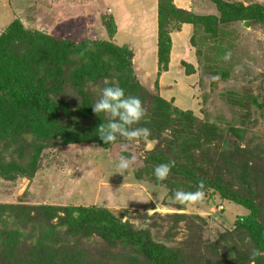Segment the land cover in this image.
<instances>
[{"label": "rangeland", "instance_id": "374dc122", "mask_svg": "<svg viewBox=\"0 0 264 264\" xmlns=\"http://www.w3.org/2000/svg\"><path fill=\"white\" fill-rule=\"evenodd\" d=\"M108 1L0 0V34L15 22L23 30V39L29 36L24 44L34 46L40 35L58 44L52 46L53 54H43L30 67L28 78L45 87L59 105L52 125L45 123L38 132L25 120L29 112L5 119L0 128V165L12 174L9 180L0 177V264H154L131 246L61 224L62 209L76 206L102 207L133 230L147 231L152 242L177 253L179 264H242L234 261L235 251L241 256L250 248L247 239L241 244L234 229L236 219L247 210L221 199L212 189L204 190L202 204L179 205L173 193L185 187L169 189L155 183L144 165L152 150L161 151L167 163L183 161L176 146L168 144L183 127L172 108L177 107L192 113L187 130L202 133L200 147L186 154L194 170L212 175L218 167L223 180L237 186L232 165L247 163L260 179L264 177L263 24L249 19L221 23L211 1L189 0L186 6L194 13L216 16L211 21L215 27L199 25L194 33L192 27H185L180 34H173L170 63L158 71L156 57L148 49L151 41L140 40L142 28L136 25L118 30L117 11H112ZM224 1L264 7V0ZM126 13L130 14L129 10H124L120 23L134 24L135 13L132 17ZM245 21L248 26L242 24ZM126 35H131V41L125 42ZM84 41L130 46L135 88L127 91L122 75L106 65L109 57L105 49L94 57L73 53L71 47H75L70 43ZM62 43H68L73 52ZM64 52L68 57L58 70L52 55ZM226 53H230L228 59H224ZM96 56L105 63L101 66L108 69L107 74L103 72L94 82L84 76L82 84L73 87L64 71L81 62L96 67ZM113 85L123 88L126 96L140 99L145 115L134 127L147 128L154 119L161 137L127 141L118 136L106 146L96 141L64 140L108 122L109 117L93 113L91 105L104 87ZM158 97L172 106L160 105ZM122 155L135 157L126 171L116 167ZM261 181L264 190V178ZM216 203L224 205L221 212L215 210ZM43 206L55 210L43 214Z\"/></svg>", "mask_w": 264, "mask_h": 264}, {"label": "trees", "instance_id": "16d2710c", "mask_svg": "<svg viewBox=\"0 0 264 264\" xmlns=\"http://www.w3.org/2000/svg\"><path fill=\"white\" fill-rule=\"evenodd\" d=\"M209 1L215 5L218 11L217 21L221 23L249 19L250 21L255 20L262 23L264 26V7L259 4L253 3L248 6H243L224 0ZM215 19V15H200L194 13L188 6H177L174 0H157L156 65L158 71L165 70L169 63L171 33L179 31L181 25L184 23L191 24L193 33L199 25L203 28L211 29L213 27L209 28L208 26L215 27V24L212 25L211 23ZM21 31H23L21 27L15 22H12L0 34V128L3 126L2 123L8 118H11V116H26L25 113L29 112L28 118H25V120L27 123L29 122L30 127L35 132H38L40 129L37 128H42L45 123L52 125L55 121V109L59 105L49 97V92L45 87L41 84L33 83L30 81L32 79L29 80L28 77L32 75L30 67H33L36 61L43 58V54H53L52 46L57 47L58 44L54 43L55 40L53 38L44 35H40V38L38 40L36 39L37 43L35 42L34 46L32 44H24L29 36L23 39ZM107 31L110 33L109 28H107ZM28 33L29 35H34L30 32ZM190 41H193L192 37ZM67 44L62 43L65 48L70 50ZM35 45H38V48ZM70 45L75 47L74 49L71 47L74 52L72 50L70 51L73 53L77 52V55H81L80 53L85 55L84 53H87L86 55L95 56L99 54L100 49H105V55L109 57L108 61H105L106 65L114 66L122 75L123 86L127 91L135 88L134 76L131 69L132 50L126 43L119 45L110 41H96L91 44L88 41H84L76 45L70 43ZM17 46H19L18 49L14 51ZM22 48L25 49L24 52L20 51ZM96 48L98 50L95 51L94 49ZM66 54L64 52L63 54L52 55V59L55 58L54 62L56 67L58 65V70L60 69V64L67 59L68 56ZM34 58L36 59L33 60ZM99 61V56H96L94 58L96 67L80 61L81 63L79 65H72L69 72L64 71V76L70 79L74 85L73 87L76 89L82 84L84 76L94 82L95 79L102 76L103 72L106 75L108 70L106 67L105 69L102 68L101 65L105 63L101 61L100 63ZM97 64H100L99 67ZM157 101L164 107L172 106L169 101L161 97H158ZM172 108L183 127L177 131L174 139L168 144L169 146H176V149H178L177 153L180 154V157H183V161H172L174 162V166L171 168L167 179L157 181L153 175V169L159 164L167 163V158L162 155L161 151L155 150L153 152L152 150L148 152L149 155L145 158L144 170L151 173L155 183L169 189L175 186H182L185 187L184 191H195L197 185L203 182V190L212 189L218 193L221 199L245 208L247 213L236 219L234 232L242 240V245L246 244L244 240L247 239L248 244L246 245L250 249L245 253L243 252L241 256L235 251L236 257L234 261H242V264H246L249 261H253L255 264H264V190L262 189L263 182L261 181L264 177L260 179V176L254 173V170H251V167L247 163H236L232 165L231 171L235 175L237 186L230 180H223L222 171L216 170L218 167H214L215 172L212 175L194 170L191 163L192 160H190V157L187 158L186 154L189 156L191 150L200 147L202 133L200 135L198 131L190 133L187 130V124L193 118L191 117L192 113L190 110H180L177 107ZM30 113L34 114L35 117L32 118ZM152 120L153 122H150L152 125L147 127L150 130V136L148 137L150 141L157 140L161 137L160 133L157 132V122L154 119ZM97 128L79 133L77 137L64 140H88L103 144L98 136ZM181 132H184L186 136L179 135ZM104 145L106 146L107 144ZM227 169L229 167H226L225 170ZM9 171L11 170L4 169L0 165L1 178L11 179L12 174L8 175ZM220 204L223 205L222 203H216L214 206ZM54 210L55 208L53 207L43 206L41 211L45 214V212H53ZM62 210L63 213L59 217V222L70 230L79 231L83 234L97 232L108 241L122 243L124 246H131L132 251L146 257L154 264H179L180 258L176 252L163 244L152 242L148 237L147 231L133 230L127 222L116 218L102 207L85 208L76 206L67 207ZM257 251L261 255L254 256L253 253Z\"/></svg>", "mask_w": 264, "mask_h": 264}, {"label": "clouds", "instance_id": "9594fccd", "mask_svg": "<svg viewBox=\"0 0 264 264\" xmlns=\"http://www.w3.org/2000/svg\"><path fill=\"white\" fill-rule=\"evenodd\" d=\"M230 53H226L224 59H228ZM95 114L104 113L109 117L106 124L101 123L97 130L98 136L103 144L113 143L117 137H122L127 141L139 139L147 140L150 136L148 128L134 127L145 115V110L138 97L126 96L123 88L113 85L106 86L101 90L99 99L91 105ZM135 157L120 156L116 167L120 170H128L130 161ZM174 162L162 163L153 169V175L157 181L167 179ZM204 184L200 182L195 191L177 190L173 193L174 202L182 206L202 204L205 197ZM254 256L261 255L254 252Z\"/></svg>", "mask_w": 264, "mask_h": 264}, {"label": "crops", "instance_id": "0c3cea01", "mask_svg": "<svg viewBox=\"0 0 264 264\" xmlns=\"http://www.w3.org/2000/svg\"><path fill=\"white\" fill-rule=\"evenodd\" d=\"M103 1H108V0H103ZM109 2V1H108ZM111 2V3H110ZM110 8L112 9V11L115 13V11H117V13L114 14L116 24L118 26V30L121 29V27L124 26H140L142 28V33L140 35V40H150L151 41V45L149 44L148 49H150L149 51L151 52V55L154 53L155 57H156V42H157V0H110ZM190 1L189 0H174V3L177 6H183L185 7ZM124 10H129L130 14L126 13V17H132L134 16L135 13V22L132 25H128L129 21H127V23L123 24L120 23L121 20V15L124 17ZM129 15V16H128ZM128 20V18H127ZM133 19H131L132 21ZM133 23V21H132ZM185 27H192L191 24H187L184 23L181 25V29L177 32H173L170 34L171 36V51H170V58H169V63H170V59H171V54H172V47H173V34H180L182 32V30ZM120 28V29H119ZM134 29V28H133ZM136 30V29H134ZM151 31V32H150ZM120 32V31H118ZM133 35V34H132ZM129 37H124L125 42H129L131 41L130 39L132 38L131 35H128ZM130 38V39H129ZM148 51V50H147Z\"/></svg>", "mask_w": 264, "mask_h": 264}, {"label": "water", "instance_id": "95a60500", "mask_svg": "<svg viewBox=\"0 0 264 264\" xmlns=\"http://www.w3.org/2000/svg\"><path fill=\"white\" fill-rule=\"evenodd\" d=\"M242 24L245 25V26H248L246 21L243 22ZM22 182H23V187H24L25 184L27 183V181H26V179H22ZM23 187H22V188H23ZM20 191H21V190H20Z\"/></svg>", "mask_w": 264, "mask_h": 264}, {"label": "built area", "instance_id": "2783aa9c", "mask_svg": "<svg viewBox=\"0 0 264 264\" xmlns=\"http://www.w3.org/2000/svg\"><path fill=\"white\" fill-rule=\"evenodd\" d=\"M214 207H215V210L219 211V210H221L223 208V205L220 204V205H217V206H214Z\"/></svg>", "mask_w": 264, "mask_h": 264}]
</instances>
